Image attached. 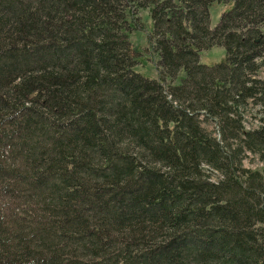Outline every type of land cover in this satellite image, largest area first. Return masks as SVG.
I'll return each mask as SVG.
<instances>
[{
	"label": "trees",
	"instance_id": "trees-1",
	"mask_svg": "<svg viewBox=\"0 0 264 264\" xmlns=\"http://www.w3.org/2000/svg\"><path fill=\"white\" fill-rule=\"evenodd\" d=\"M263 65L264 0H0V264H264Z\"/></svg>",
	"mask_w": 264,
	"mask_h": 264
},
{
	"label": "rangeland",
	"instance_id": "rangeland-1",
	"mask_svg": "<svg viewBox=\"0 0 264 264\" xmlns=\"http://www.w3.org/2000/svg\"><path fill=\"white\" fill-rule=\"evenodd\" d=\"M210 14H211V27H214L218 24L220 17L222 13L227 9V7L222 6L220 4H217L215 2L211 3L209 5ZM141 18L146 21V26L148 29H150L152 23L151 20L148 17L147 12H142ZM148 32L145 31H133L131 33V42L133 44L135 52H139L140 54H143V56L140 58V63L137 65L136 70L141 72L143 75L151 78H157V69H156V60L157 57L153 59H148V56L150 54L148 48ZM225 48L221 46H215L210 50H204L200 54V62L205 65H215L223 62L225 60ZM141 56V55H140ZM259 76L261 78H264V65L261 67ZM246 114V122L245 125L247 128L256 126L258 124V121L256 120V107L250 106L245 111ZM206 128H208L210 131H212L215 135V127L213 124H203ZM244 166L250 167V168H259L262 166V163L258 159L257 156L253 154H249L248 157L244 160ZM216 175V173H213V176ZM6 213H9V210L7 209Z\"/></svg>",
	"mask_w": 264,
	"mask_h": 264
}]
</instances>
